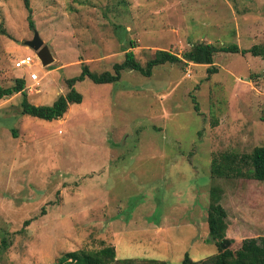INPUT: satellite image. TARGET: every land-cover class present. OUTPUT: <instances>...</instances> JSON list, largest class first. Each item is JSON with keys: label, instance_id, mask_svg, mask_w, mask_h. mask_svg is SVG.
<instances>
[{"label": "rangeland", "instance_id": "obj_1", "mask_svg": "<svg viewBox=\"0 0 264 264\" xmlns=\"http://www.w3.org/2000/svg\"><path fill=\"white\" fill-rule=\"evenodd\" d=\"M29 5L34 28L24 0H0V85L23 78L36 105L66 93L82 64L112 70L128 50L145 66L158 49L264 44V0ZM33 29L54 61L41 66L34 57L17 68L16 60L33 54L23 44ZM208 66L165 63L149 76L124 70L103 84L86 77L75 83L82 101L50 121L22 114L20 93L2 97L0 247L5 236L9 244L0 248V264H51L64 252L104 245L119 258L203 259L216 252L206 222L212 186L222 188L231 249L264 237V181L210 173L219 152L264 145V56L218 51L216 72Z\"/></svg>", "mask_w": 264, "mask_h": 264}, {"label": "trees", "instance_id": "obj_2", "mask_svg": "<svg viewBox=\"0 0 264 264\" xmlns=\"http://www.w3.org/2000/svg\"><path fill=\"white\" fill-rule=\"evenodd\" d=\"M27 10V22L30 28H34L31 17L29 0H24ZM251 53L264 56V44L252 45L249 48H240L236 43L216 46L212 43L197 42L184 50L181 54L170 50L158 49L146 61L145 66L136 59L133 51L128 50L121 62L112 65V70L101 72L90 70L86 64H82L79 74L66 80L68 91L57 96L51 104L36 105L27 98L25 80L15 78L10 86L0 85V99L14 93L21 94L20 112L30 117L43 120H54L63 117L69 104L82 101V94L75 88V83L89 78L93 83L103 84L118 81L124 70H135L143 75H150L155 66L169 63L208 64V72H216L212 66L213 56L216 52ZM197 110V105H194ZM16 136L15 132H12ZM210 173L215 177H228L231 175L248 176L259 181H264V145L255 146L251 152L238 154L236 152H219L210 161ZM222 188L212 186L209 189V202L207 205L206 222L208 233L212 239L216 252L200 260L192 259L185 253L178 264H264V237H247L241 241L237 249H231L232 238L226 236L227 213L221 204ZM43 211V209H42ZM30 219L24 220V226ZM1 247L9 244L7 236L1 240ZM0 247V248H1ZM138 261V262H137ZM141 261V262H139ZM170 264L164 260L155 258L135 260L132 258H119L116 249L112 245H104L92 250H71L62 253L51 264Z\"/></svg>", "mask_w": 264, "mask_h": 264}, {"label": "water", "instance_id": "obj_3", "mask_svg": "<svg viewBox=\"0 0 264 264\" xmlns=\"http://www.w3.org/2000/svg\"><path fill=\"white\" fill-rule=\"evenodd\" d=\"M23 44L35 51L36 58L38 59L41 66L50 65L54 61L52 52L50 51L48 45L43 42L36 29H33L32 38L24 40Z\"/></svg>", "mask_w": 264, "mask_h": 264}, {"label": "built area", "instance_id": "obj_4", "mask_svg": "<svg viewBox=\"0 0 264 264\" xmlns=\"http://www.w3.org/2000/svg\"><path fill=\"white\" fill-rule=\"evenodd\" d=\"M32 53H33L32 55L27 54V55L21 56L18 60H16L15 67L17 68L24 67V66L30 67L34 63V57L36 58L35 52L32 51ZM29 77L31 80H35V81L38 79V75L36 72H30ZM108 264H113V263H108Z\"/></svg>", "mask_w": 264, "mask_h": 264}]
</instances>
